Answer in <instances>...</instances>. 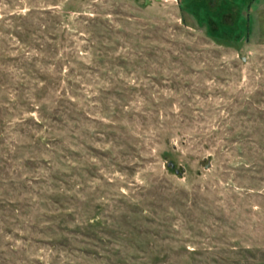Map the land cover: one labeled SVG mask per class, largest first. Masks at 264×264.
<instances>
[{
  "label": "rangeland",
  "instance_id": "374dc122",
  "mask_svg": "<svg viewBox=\"0 0 264 264\" xmlns=\"http://www.w3.org/2000/svg\"><path fill=\"white\" fill-rule=\"evenodd\" d=\"M0 264H264V0H0Z\"/></svg>",
  "mask_w": 264,
  "mask_h": 264
},
{
  "label": "trees",
  "instance_id": "16d2710c",
  "mask_svg": "<svg viewBox=\"0 0 264 264\" xmlns=\"http://www.w3.org/2000/svg\"><path fill=\"white\" fill-rule=\"evenodd\" d=\"M230 17L231 18V21H230V23H227V17ZM223 24H228V25H230V26H232V25H234V15H227V16H224V18H223ZM228 42V41H227ZM169 166L170 167H172V168H175V164H174V162H170L169 163ZM176 169V168H175ZM177 170V169H176ZM175 170V171H176Z\"/></svg>",
  "mask_w": 264,
  "mask_h": 264
}]
</instances>
